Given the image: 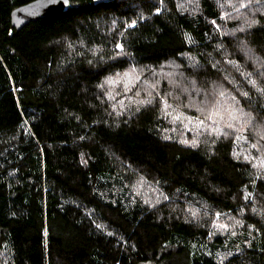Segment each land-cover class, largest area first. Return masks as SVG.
Masks as SVG:
<instances>
[{"label": "trees", "instance_id": "1", "mask_svg": "<svg viewBox=\"0 0 264 264\" xmlns=\"http://www.w3.org/2000/svg\"><path fill=\"white\" fill-rule=\"evenodd\" d=\"M31 1L0 0V264H264V0L15 28Z\"/></svg>", "mask_w": 264, "mask_h": 264}, {"label": "water", "instance_id": "2", "mask_svg": "<svg viewBox=\"0 0 264 264\" xmlns=\"http://www.w3.org/2000/svg\"><path fill=\"white\" fill-rule=\"evenodd\" d=\"M69 7L70 0H34L13 10L12 24L21 29L31 22L65 12Z\"/></svg>", "mask_w": 264, "mask_h": 264}, {"label": "rangeland", "instance_id": "3", "mask_svg": "<svg viewBox=\"0 0 264 264\" xmlns=\"http://www.w3.org/2000/svg\"><path fill=\"white\" fill-rule=\"evenodd\" d=\"M129 75H132V73H130ZM240 139H241L242 141H244L245 143H247L246 138H244V137H240ZM262 163H263V165H264V159H261V160H260L259 165H262ZM147 264H164V263L150 262V263H147Z\"/></svg>", "mask_w": 264, "mask_h": 264}]
</instances>
